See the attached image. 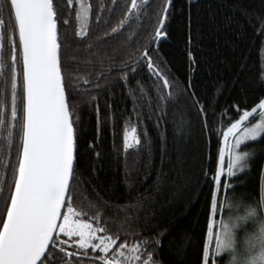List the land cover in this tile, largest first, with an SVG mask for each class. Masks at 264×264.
<instances>
[{
	"label": "trees",
	"instance_id": "1",
	"mask_svg": "<svg viewBox=\"0 0 264 264\" xmlns=\"http://www.w3.org/2000/svg\"><path fill=\"white\" fill-rule=\"evenodd\" d=\"M132 1L51 0L75 143L60 221L68 210L114 256L135 250L128 264H229L208 244L214 208L234 194L262 215L264 135L248 144L245 171L217 170L225 131L264 100V0H147L136 12ZM24 123L22 47L0 0V232ZM63 244L57 227L39 264H108L71 244L67 257Z\"/></svg>",
	"mask_w": 264,
	"mask_h": 264
},
{
	"label": "water",
	"instance_id": "2",
	"mask_svg": "<svg viewBox=\"0 0 264 264\" xmlns=\"http://www.w3.org/2000/svg\"><path fill=\"white\" fill-rule=\"evenodd\" d=\"M10 2L23 55L25 123L18 176L0 232V264H39L67 198L74 132L51 0Z\"/></svg>",
	"mask_w": 264,
	"mask_h": 264
},
{
	"label": "rangeland",
	"instance_id": "3",
	"mask_svg": "<svg viewBox=\"0 0 264 264\" xmlns=\"http://www.w3.org/2000/svg\"><path fill=\"white\" fill-rule=\"evenodd\" d=\"M146 1L133 0L131 10L136 12ZM79 6L80 20L84 24L87 18L86 9L81 4ZM263 135L264 100L225 131L222 137L217 179L232 178L245 171L250 156L248 144ZM136 141L134 129L127 130L124 138L125 146L132 147ZM216 193L217 191H214V196ZM221 203L222 206L217 213L215 208L213 210L214 217L210 223L208 244L212 242L215 253L228 255L229 264H264V185L261 186L262 215L259 214L256 206L249 207L239 195H223ZM58 234H63L71 245L91 248L93 251L101 250L104 262L108 264H128L125 258L135 254V250H132L128 255L121 256L117 253V256H114L110 252L113 242L99 237L91 225L75 219L68 210L64 212L59 222ZM67 246L63 247V253L68 257L72 252ZM130 262L129 260V264Z\"/></svg>",
	"mask_w": 264,
	"mask_h": 264
}]
</instances>
